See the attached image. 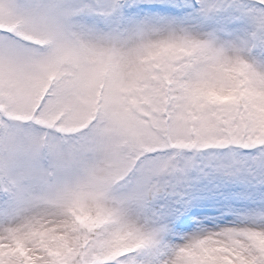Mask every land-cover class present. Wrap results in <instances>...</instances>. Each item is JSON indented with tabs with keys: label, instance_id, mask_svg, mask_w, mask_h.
Returning a JSON list of instances; mask_svg holds the SVG:
<instances>
[{
	"label": "snow or ice",
	"instance_id": "snow-or-ice-1",
	"mask_svg": "<svg viewBox=\"0 0 264 264\" xmlns=\"http://www.w3.org/2000/svg\"><path fill=\"white\" fill-rule=\"evenodd\" d=\"M0 264H264V0H0Z\"/></svg>",
	"mask_w": 264,
	"mask_h": 264
}]
</instances>
